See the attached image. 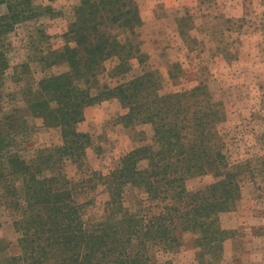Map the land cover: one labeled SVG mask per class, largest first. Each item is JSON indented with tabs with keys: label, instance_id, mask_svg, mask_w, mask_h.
<instances>
[{
	"label": "trees",
	"instance_id": "obj_1",
	"mask_svg": "<svg viewBox=\"0 0 264 264\" xmlns=\"http://www.w3.org/2000/svg\"><path fill=\"white\" fill-rule=\"evenodd\" d=\"M0 6L7 10L0 14L2 88L10 70L18 83L29 72L28 63L11 66V48L4 39L20 24L59 13L34 0H0ZM73 15L63 45L53 50L50 38L42 33L45 48L35 58L44 72L61 64L69 71L47 75L36 87L21 88L32 118L47 129L60 130L62 143L37 149L26 159L16 150L28 134L26 120L14 113L0 120V188L14 201L21 249L8 264H173L160 263L152 252L174 251L179 230L192 234L202 251L196 264H222L225 242L234 232L222 227L221 214L237 209L246 169L244 164H232L224 151L218 130L226 119L223 104L203 83L190 91L162 94L158 71L111 88L101 83L102 76H126L133 59L146 62L136 39L143 24L138 0H79ZM108 62L115 63L111 70ZM112 100L126 111L117 122L144 144L123 156L108 175L92 171L78 181L70 179L69 163L86 167L91 138L78 130L86 109ZM143 125L152 126L151 143H146L144 131L137 130ZM208 175L217 181L196 191L188 189V181ZM99 185L108 200L102 214L86 219V209L95 199L78 197ZM129 188L146 197L137 200L135 210L127 205ZM146 202L163 206L161 213H147Z\"/></svg>",
	"mask_w": 264,
	"mask_h": 264
},
{
	"label": "rangeland",
	"instance_id": "obj_2",
	"mask_svg": "<svg viewBox=\"0 0 264 264\" xmlns=\"http://www.w3.org/2000/svg\"><path fill=\"white\" fill-rule=\"evenodd\" d=\"M38 5H51L59 15L43 17L20 24L4 39L9 45L11 66L28 63L29 72L21 82L12 78L0 88V120L14 113L26 120L28 134L21 138L16 150L30 159L37 149L62 143L58 129L46 128L34 119L27 108L22 89L35 85L47 75L69 71L66 64L43 71L37 58L45 43L41 34L50 38L53 50L63 45V35L73 20L74 7L79 0H34ZM143 24L137 30V41L146 62L131 61V71L123 78L101 77V83L111 87L130 81L145 72L158 71L163 78L162 94L190 91L206 84L217 102L223 104L226 119L218 125L225 150L232 164L246 166L242 180V194L237 209L221 214L222 227L233 231L225 242L222 264H258L256 256L244 253L264 245V0H138ZM7 12L0 6V14ZM114 62H108L111 70ZM126 111L117 100L105 101L85 111V120L78 130L88 134L91 145L87 149L86 167L67 165L68 177L78 181L92 171L108 175L129 151L143 145L135 132L117 120ZM144 131L151 143L150 125L137 128ZM85 172V176L82 172ZM217 181L213 175L191 179L190 191L209 186ZM88 192V193H87ZM80 201L95 199L86 209L85 218L102 214L108 193L102 185L88 190ZM0 264L19 256V234L14 228L17 212L13 199L2 194L0 188ZM138 189L129 188L127 205L138 208L137 200H145ZM147 213L159 214L158 203L143 205ZM179 243L174 251L156 249L152 255L160 263L196 264L202 251L195 246L194 236L179 230Z\"/></svg>",
	"mask_w": 264,
	"mask_h": 264
},
{
	"label": "crops",
	"instance_id": "obj_3",
	"mask_svg": "<svg viewBox=\"0 0 264 264\" xmlns=\"http://www.w3.org/2000/svg\"><path fill=\"white\" fill-rule=\"evenodd\" d=\"M246 254V256H257V259H254V261L258 264H264V245L260 247V249L257 251H251L250 254H248V251H246L244 253V255Z\"/></svg>",
	"mask_w": 264,
	"mask_h": 264
}]
</instances>
